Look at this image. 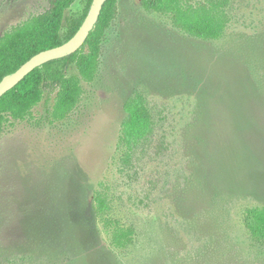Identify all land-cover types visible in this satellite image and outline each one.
<instances>
[{
  "label": "rangeland",
  "instance_id": "rangeland-1",
  "mask_svg": "<svg viewBox=\"0 0 264 264\" xmlns=\"http://www.w3.org/2000/svg\"><path fill=\"white\" fill-rule=\"evenodd\" d=\"M50 2L0 0V39ZM185 2L225 4L224 34L193 37L118 0L76 107L56 118L54 93L23 119L5 114L0 264H264L244 223L264 206V0ZM137 94L152 132L129 149L125 104ZM107 221L133 227V242L114 246Z\"/></svg>",
  "mask_w": 264,
  "mask_h": 264
},
{
  "label": "trees",
  "instance_id": "trees-1",
  "mask_svg": "<svg viewBox=\"0 0 264 264\" xmlns=\"http://www.w3.org/2000/svg\"><path fill=\"white\" fill-rule=\"evenodd\" d=\"M75 1L51 0L45 13L32 17L0 39V81L35 54L61 45L77 32L93 0H86L79 17H72L68 10ZM117 3L118 0H106L95 28L78 51L37 67L0 98V124L5 114L25 118L46 94L55 93L54 113L58 119L76 107L83 95L82 81L91 82L98 73L102 44L116 17ZM141 4L147 11L170 16L176 27L201 39L220 38L228 24L227 10L222 2L208 5L188 4L185 0H141ZM125 110L127 117L122 139L132 149L152 132V116L140 94L126 102ZM97 199V214H102L108 205L103 197ZM106 223L113 226L111 238L114 246L125 248L133 242V227ZM244 223L250 234L264 243V206L247 208Z\"/></svg>",
  "mask_w": 264,
  "mask_h": 264
},
{
  "label": "water",
  "instance_id": "water-1",
  "mask_svg": "<svg viewBox=\"0 0 264 264\" xmlns=\"http://www.w3.org/2000/svg\"><path fill=\"white\" fill-rule=\"evenodd\" d=\"M106 0H93L83 23L77 32L61 45L43 50L28 61H26L16 71L7 74L0 81V98L20 81H22L30 72L37 67L44 65L52 60L64 58L78 51L86 42L91 31L95 28L103 6Z\"/></svg>",
  "mask_w": 264,
  "mask_h": 264
}]
</instances>
